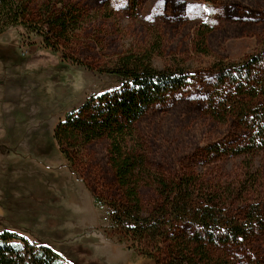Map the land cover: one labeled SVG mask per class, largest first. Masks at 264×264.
Instances as JSON below:
<instances>
[{"label": "rangeland", "instance_id": "1", "mask_svg": "<svg viewBox=\"0 0 264 264\" xmlns=\"http://www.w3.org/2000/svg\"><path fill=\"white\" fill-rule=\"evenodd\" d=\"M12 1L23 14L0 33L12 57L0 61V231L49 246L73 264H160L166 258L165 251L142 254L153 247L126 237L110 219L104 200L117 190L108 140L87 145L70 167L53 139L68 111L114 87L105 74L109 67L125 55H141L152 67L188 75L185 86L137 123L147 166L166 177L220 182L216 191L232 213L255 208L260 220L253 238L215 253L228 264H264V149L224 151L242 145L250 130L239 114H221L220 103L238 90L232 83L220 87L216 78L219 64L264 57V0ZM24 22L39 32L19 35ZM21 43L28 55L20 54ZM252 74L253 87L239 94L264 105V65ZM248 162L254 184L240 183ZM144 195L155 198L152 190ZM177 226L176 232L192 235L190 225Z\"/></svg>", "mask_w": 264, "mask_h": 264}, {"label": "trees", "instance_id": "2", "mask_svg": "<svg viewBox=\"0 0 264 264\" xmlns=\"http://www.w3.org/2000/svg\"><path fill=\"white\" fill-rule=\"evenodd\" d=\"M22 14L21 5L0 0V33L6 26L17 24ZM38 32L25 23L20 25L18 34L30 37ZM15 41L16 37L11 44ZM5 48L0 45V61L12 58ZM261 65L264 57L256 54L241 62L217 66L220 87L232 83L238 90L220 103L221 114H239L240 121L248 124L250 130L248 140L224 149L225 152L244 151L251 155L264 149V105L258 106L252 97L246 100L239 94L248 86L253 87L250 85L254 80L252 71ZM105 74L114 87L90 95L54 126L53 139L60 153L70 167L77 166L87 145L108 140V162L117 195L104 202L109 207L111 221L126 237L153 247L154 251L141 250L142 254L155 257L165 251L166 258L160 264H228L216 255L215 248L246 245L256 232V221L260 220L256 209L244 206L232 213L227 209V199L216 191L220 182H203L192 175L185 180L184 176L171 178L151 170L138 137V121L154 104L185 86L188 75L181 70L152 67L148 57L141 55L121 57ZM243 168L244 178L240 183L252 180L254 184L256 178L251 175L250 163ZM227 184L232 185L228 181ZM146 190L153 191V200L145 199ZM234 195L231 191L230 196ZM94 201L97 204L100 199L94 196ZM184 223L191 226L192 235L176 232L177 225ZM0 264L73 263L65 261L49 246L30 243L25 237L4 229L0 231Z\"/></svg>", "mask_w": 264, "mask_h": 264}, {"label": "built area", "instance_id": "3", "mask_svg": "<svg viewBox=\"0 0 264 264\" xmlns=\"http://www.w3.org/2000/svg\"><path fill=\"white\" fill-rule=\"evenodd\" d=\"M18 48L21 55L25 56L29 54V49L26 44L21 43Z\"/></svg>", "mask_w": 264, "mask_h": 264}]
</instances>
